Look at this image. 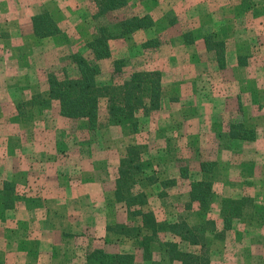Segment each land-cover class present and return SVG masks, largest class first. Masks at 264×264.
<instances>
[{"label": "rangeland", "instance_id": "1", "mask_svg": "<svg viewBox=\"0 0 264 264\" xmlns=\"http://www.w3.org/2000/svg\"><path fill=\"white\" fill-rule=\"evenodd\" d=\"M27 1L13 0L14 3H25ZM33 1L35 2L36 0ZM152 1L148 0L146 5L145 3L139 4L136 1L126 9L125 7L124 9L119 8L97 17L93 15V19L91 18L88 23L89 26L85 25L82 28L75 26V11L71 5H76L77 3L86 4L89 14L88 12H83L81 15L84 16V19H89L94 10H98L97 5L94 3L95 1L64 0L65 7L63 11H61L57 4L58 0L47 1V4L52 7L55 19L58 22L62 21L63 27L66 30V34L57 38L59 44L56 45L55 51L51 53L50 58L54 63L45 70L47 81L48 73L51 71L58 73L60 77H63L64 74L70 76L76 75L78 70L72 61V55L80 51L85 53L89 58L92 57L87 42L97 34L100 26H107L115 34H119L122 21L132 17L136 13L139 14L149 10L151 4H155ZM41 6L42 3L39 2L38 7L43 9ZM7 14L6 12L3 13V16L0 18H7ZM251 18H253L252 15L245 14L244 11L241 15L239 14V36L241 40L244 38L246 40L249 38L253 40L257 39L253 35L256 32H248V27L252 24ZM250 30L254 31V28ZM136 31L129 37L119 36L111 39L113 41L110 44L111 51L114 54L113 59H123L125 60V65L121 72L116 73L112 69H109L111 65H108V61H102V73L98 77V81L101 84L122 82L130 76L131 72L137 69L153 70L152 67L155 66V63H151L152 58H150L152 56L150 50L153 47L151 49L143 47L142 44L148 42L144 41L142 34ZM121 37L125 38L124 42H116ZM166 37L163 35L161 39L164 40ZM257 40L260 42V38ZM53 45L55 43L52 40L43 42L44 47H52ZM184 46H177L180 54L185 52ZM262 46L264 52V44ZM251 47V44L241 45L242 57L245 59L250 57L249 51ZM154 57L156 58V56ZM251 61L254 64V60ZM178 62L181 63L182 60ZM251 66L237 71V75H232L229 79L224 74H220V72H214L208 76L207 84L203 83L204 79L201 76L198 77L196 75V80L192 76H183L182 80L186 84L179 83V89H172L169 80L171 76L170 65L167 64L163 68L162 107L151 113L140 111L138 114L140 129L134 134H130L121 127L109 122L105 99L101 102L97 130L89 129L86 119H71L59 116L61 114L58 115V111L56 110H60L58 102H55L58 107L52 105L50 108L45 107L43 109L42 117L44 118H40L41 123L39 124L41 129L34 128L36 127L35 124H23V126H13L14 130H12L11 123L8 119H5L6 123H1L3 126H0V185L5 180L14 181L17 185L19 201L13 209H4L0 205L1 235H7V238L12 239L7 240L9 244L15 241L16 244L13 246H17L18 250L28 248L31 245V239L28 236L31 219L29 218L30 216L28 217V214L31 215L32 210L36 213L34 217L37 220L40 221L42 215L44 218L46 217L45 219L43 218V222H48L49 220L45 215L50 213V208L45 207V203L40 198H33V195L30 194L32 191H38L33 187H38L39 185L32 184V181L37 182L40 180V183H43L47 178L55 179V175H58L59 177H65L68 182L80 180L82 182H89L96 179L102 181V184H93L88 188L95 194L94 200L101 201V203L95 204L94 207L100 208V212L105 217V221H101L100 223H96V220L93 219L96 225H94L93 233H90L89 236L90 244L88 251L94 249L99 244H103V241L99 238L102 226L109 223L123 222V220L127 221V213L115 201V185L112 186V183H115L120 159L126 154L127 147L134 143H143L147 146V156L153 160L152 172L161 181H171L170 183H157L147 190L150 207L154 210L159 221H174L180 217H185L190 224H197L200 221L198 211H196L197 203L187 206L190 201H186V199L190 197L191 182L200 179L202 176L201 161L205 159L216 160L220 166H225L232 159L231 154L233 151L239 153L237 158L234 159L240 165L238 175L234 171L230 173L228 170H225L223 174L222 171L221 174L219 171L214 185L215 201L208 216L213 217L217 221L219 220L221 216L218 207H220V201L224 197V194L227 193L237 198L249 196L253 201V212H264V204L260 200V198L264 197V188L255 187V190L251 192L249 188L240 187L239 185L241 183L239 179L241 180V177L245 175V171H247L246 175L250 173L252 167H249L248 164L252 156L246 153L247 150L244 148L242 142L232 141L228 134L230 126L238 121H245L251 125L250 121L254 118V121L264 124V116H261V113H264V108L261 107V103L264 102V77L256 76V78H259L258 82L254 81V75H252L253 68ZM181 85H183V89ZM255 87L258 89L254 90ZM202 92H204L205 96L224 100L222 112L216 113L210 120V123L204 122L201 118L202 116L199 117L198 110L196 111L192 106L194 100L202 98ZM30 111L32 110L29 107L22 106V112L26 113V115ZM200 115H202V111ZM199 131H205L206 135L202 138L199 137L196 133ZM8 132H12L13 134L18 133L20 138L24 139L23 145L15 142L12 145V150L10 148V141L5 138ZM23 146H25L23 148L24 151L22 150ZM254 162H256L255 156ZM48 164L51 168V175L48 167L46 166L45 168V165ZM57 166L61 170L55 172ZM73 166H78V168L71 169L72 172L68 173L69 167ZM91 166L93 168H90ZM260 170H264V167L261 169V166L255 165L254 169L251 170L254 172V175H259V184H261L260 175L263 173ZM185 173L187 176L184 175ZM228 177L232 181L226 182V180H222ZM112 187L114 188L113 190ZM80 201H82V198ZM71 207L74 208L71 209ZM80 207L82 208V213H85V215L88 213L86 212L87 210L91 214L95 212L97 215L99 214L90 205L88 199H85L83 204L77 201L74 204L70 203V201L64 206L62 204L60 208L63 209L62 212L65 214V218L69 213L72 216H76L77 227L74 226L73 229L83 228L81 226L83 224L82 220L79 218V215H82L81 211H79ZM248 218L250 217L243 218L241 222L246 224L247 220H249ZM241 222L239 221V223ZM15 223L17 224L16 227ZM222 229L220 228L219 230L221 231ZM83 230L87 231V228ZM252 232L255 233L256 230ZM231 234H234V232L227 231L223 237H218L216 232L209 233L208 247L210 249V257L216 254L212 253V249L218 245L224 246V248L230 249L235 253L239 252H237L239 244L228 242ZM66 235L70 234L67 233ZM80 236V234H77L73 238L75 243L81 242L82 238ZM231 245L232 247L230 248L229 246ZM104 249L113 253L132 252L141 264H150V262L144 261L142 245L137 239H125L122 242L114 244L106 243ZM1 253L2 250L0 251V258L3 257ZM31 255H35V252H32ZM0 261L5 263L4 260L0 259ZM249 262L254 264L253 260ZM175 264L181 263L176 261Z\"/></svg>", "mask_w": 264, "mask_h": 264}, {"label": "crops", "instance_id": "2", "mask_svg": "<svg viewBox=\"0 0 264 264\" xmlns=\"http://www.w3.org/2000/svg\"><path fill=\"white\" fill-rule=\"evenodd\" d=\"M47 1L50 0H36L35 2L33 0H28L25 3H14L13 0H0V17L3 16V13H8L6 15L7 18H0V126H3L1 123H6L5 119H8L12 125V130H14L13 126H23V124H35L36 127L34 128L41 129L39 124L41 123L40 118L42 117L44 107L34 106L30 101L34 95L45 94L48 91L49 82L45 76V70L54 63L50 57L52 51H55V48H57L56 45L59 44L57 38L66 34L63 22L57 21L61 29L60 33L45 38L36 36L32 17L36 13L44 10H49L53 15L52 7L47 4ZM136 1H138L139 4L145 3L146 5L148 3V0H129L128 4L124 6L125 9ZM39 2L42 3L41 7H43V9L38 7ZM152 2L155 4H151L149 10L134 15L143 16L150 14L154 19V24L149 28L139 29L136 32L142 34L144 41L155 38H157V41L159 40V46L153 47L152 50H150V52H152V56L150 57L152 58L151 63H155L152 69L160 70L163 76V68L169 64L171 70L169 80L172 89H179V83L183 85L186 84V82L182 80L183 76H192L195 77L194 79L196 80V75H198V77H203V83L207 84L208 76L214 72H220V74H224V76L229 79L230 76L237 75V71L249 68L251 65L253 68V71H251L253 72L252 75H254V81L259 79L256 78V76L264 77V52L262 48V44H264V0H227V2H225V0H153ZM57 4L61 11H63L65 7L64 0H58ZM71 7L75 11V26L78 28H82L85 25L89 26L88 23L97 12L94 10V13L91 14L92 16H90L89 19H84L81 13L88 12V6H86V4L77 3L76 5H71ZM124 7L122 8L124 9ZM243 11L245 14L252 15L253 18L251 19L253 21L251 20L252 24L249 27L247 26L248 32H256L257 34L254 33L253 35L257 39L260 38V42H258L257 39L253 40L250 38L248 40L245 38L241 40L239 36V14L241 15ZM22 16L24 17L22 18ZM251 28H254V31L250 30ZM131 35L132 33L124 36L129 37ZM163 35L167 36L164 40L161 39ZM206 35H212L214 41L224 43V67L220 66L216 51L208 49L205 39ZM69 38L71 37L69 36ZM50 40H52L55 45L52 47H44L43 42ZM124 40L125 38L121 37L118 38L116 42L123 43ZM111 42L113 41L110 40V44ZM246 44L252 45L249 51L250 57L248 59L242 57L243 53L241 50V45L245 46ZM176 45H186L184 46L185 52L180 54ZM148 48L151 49V47ZM154 56H156V58ZM113 57L114 54L112 53L110 58L102 60L108 61V65H111L109 69L112 70H114ZM240 58L241 60H245L246 63L240 64ZM179 60H182V62H178ZM251 60H254V64ZM183 85H181L182 89ZM256 89L258 88L255 87L254 90ZM201 94L202 98L194 100L192 106L196 111L198 110V115L199 117L202 116L201 118L204 122L210 123V120L216 113L222 112L224 100L205 96L204 92ZM55 102L58 101L54 100L52 105L58 107L59 102L58 105ZM261 104V107L264 108V102ZM23 105L32 110L28 115L22 112ZM56 110L59 115L60 110ZM201 111L202 115H200ZM261 116H264V113H261ZM43 122L45 123V121ZM250 122L251 125L247 122H245V124L248 127L250 126L256 129V139L247 141L240 138H230L232 141L242 142L244 148L247 150L246 153L252 156L248 164L249 167H252L251 170L254 169L255 165H259L261 169H263L264 124L259 121H254V118H252ZM37 125H39V127H37ZM196 133L201 138L206 135L205 131ZM6 134L5 138L10 141V148L12 150V145L15 142H19V145H21L24 141L23 138H20L18 133L13 134L12 132H8ZM2 138L4 139V137ZM31 147L33 148V146ZM23 148H25V146L22 147V150ZM231 155L232 159L229 160L225 166H220L218 164L217 174L219 171L220 174L221 171L223 174L225 170H228L230 173L234 171V173L238 175V168H240V165L238 161H234V159L237 158L239 153L233 151ZM254 156L256 162H254ZM46 166L51 175L49 164L45 165V168ZM69 168L68 173L72 172L71 169L78 168V166ZM79 168L81 167L79 166ZM90 168H93V166ZM60 170L61 168L57 166L55 172ZM251 170L249 175H246L247 171H245V175L241 177V180L239 179L241 182L239 183L240 187H247L251 192L255 190V187L264 188V170H260V172H263L260 175L261 184L258 183L259 175H254V172ZM222 180H226V182L232 181L229 177L223 178ZM32 184H39L38 187H33L38 191H32L30 194L33 195V198H40L42 202L45 203V207L50 208V213L45 215L49 221L43 222L46 217L44 218L42 215L40 221L37 220L34 217L36 213L31 210L32 214H28V217L30 216L29 218L31 219V227L28 232L31 245L22 250H18L17 246H13L16 244L15 241L9 244L7 242L9 238H7V235H1V231L0 251L2 250L1 254L3 257L0 259L4 260L5 264H87L86 255L89 252V236L90 233H93L94 225H96L93 219L96 220V223L105 221V217L103 213L100 212V208L94 207L95 204L101 203V201L94 200L96 196L88 188L93 184H102V181L96 179L94 181L90 180L89 182H82V180L68 182L65 177L55 175V179L47 178L43 183H40V180L37 182L32 181ZM112 184V186L115 185V183ZM113 189L112 187V190ZM227 197L232 196L228 193L224 194L223 198ZM81 198L82 201H80ZM85 199L89 200L90 205L95 211H98L99 214L97 215L96 212L91 214L87 210L86 212L88 213L85 215V213H82V208L80 207L79 211H81L82 215H79V218L82 220L81 222L83 224L81 226L83 228L73 229L74 226L77 227V221L75 220L76 216H72L71 213H69L65 218V214L62 212L63 209L60 207L62 204L63 206L68 204L69 201L73 204L76 201L82 202L83 204ZM260 200H262V204H264V197L260 198ZM186 201H191V198L189 197ZM196 203L197 202H195V204ZM72 208L74 207H71V209ZM196 208V211H198V203ZM218 211L220 214V207H218ZM248 219L249 220L246 222L248 225L241 222L242 219H236L233 228L227 230L228 232H234V234H231L230 240L228 237L227 239L228 242L239 244V249L237 250V252H239L235 253L230 249L224 248V246L218 245L216 248L212 249V253L216 254L211 257L210 264H233L234 262L235 264L236 262H238L237 264H251L249 261L252 260L254 264H264V212H254V215L250 216ZM239 221L241 223H239ZM123 222L127 221L123 220ZM216 222L219 229L223 228L224 223L221 217L218 221L216 220ZM237 224L238 226L236 227ZM16 226L17 224L15 223V227ZM106 226V224L102 226L99 235L103 244H99L94 248L104 249L106 247V242L104 241L107 233ZM0 228H2L1 225ZM85 228H87V231L83 230ZM253 230H256V232H252ZM67 233L70 235H66ZM77 234H80L82 239L80 240L81 242L75 243L73 238L76 237ZM229 247L231 248L232 245ZM32 252H35V255L30 256Z\"/></svg>", "mask_w": 264, "mask_h": 264}, {"label": "trees", "instance_id": "3", "mask_svg": "<svg viewBox=\"0 0 264 264\" xmlns=\"http://www.w3.org/2000/svg\"><path fill=\"white\" fill-rule=\"evenodd\" d=\"M97 5L95 16L126 6L129 0H94ZM36 36L50 37L61 32L57 20L49 10L36 13L33 17ZM154 24L150 14L134 15L126 18L120 25V33L107 26H100L97 34L87 42L91 58L77 51L72 61L78 73L74 76L64 74L63 77L51 71L48 73L49 89L45 94H36L30 103L34 106L50 108L57 100L60 114L67 118L86 119L89 129H98V119L102 100H106L109 122L121 127L130 134L137 133L139 112H154L162 107L163 76L158 69H137L122 82L101 84L98 81L102 73V60L110 58L112 51L110 40L129 35L136 30L149 28ZM208 49L215 50L221 67L225 66L224 43L214 41L212 35H206ZM143 47H156L157 38L150 39ZM240 64H245L241 60ZM114 72H121L125 60H114ZM228 134L231 138L251 141L256 139V129L248 127L245 122L233 123ZM153 160L147 156V146L134 143L127 147L126 154L120 159L115 180V201L128 216L127 222L109 223L106 226L104 241L114 244L125 239H137L141 242L144 261L150 264H210L209 233L216 232L223 237L227 230L234 226L236 219L253 215L252 199L249 196L240 198H222L220 216L224 226L220 231L216 219L208 216L215 201L214 183L217 177L216 160H202L200 179L190 184L191 201L187 206L197 202L200 221L191 225L185 217L174 221H159L150 207L148 189L161 181L152 172ZM186 175V173L184 174ZM187 176V175H186ZM19 201L17 185L14 181L5 180L0 185V205L4 209H13ZM219 231V232H218ZM224 232V233H223ZM87 264H141L132 252H108L103 248H94L86 255ZM0 264H5L0 261Z\"/></svg>", "mask_w": 264, "mask_h": 264}]
</instances>
